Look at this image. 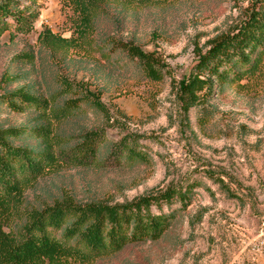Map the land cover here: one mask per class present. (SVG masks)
Instances as JSON below:
<instances>
[{
  "label": "rangeland",
  "instance_id": "1",
  "mask_svg": "<svg viewBox=\"0 0 264 264\" xmlns=\"http://www.w3.org/2000/svg\"><path fill=\"white\" fill-rule=\"evenodd\" d=\"M14 1L37 18L28 33L18 32L8 19L10 27L0 35V94L24 88L53 109L74 96L63 94L61 80L67 79L98 95L110 113L108 123L97 108L85 104L77 116L57 120L0 102V126L48 127L52 135L47 141L15 139L17 144L58 155L88 131L105 129L109 139L95 162L81 166L59 158L26 188L15 228L26 221L28 211L56 202L122 203L190 183L189 203L173 204L175 219L159 240L67 264H264V65L259 80L216 87L205 105L187 114L171 85L172 76L180 79L194 66L196 46L205 47L232 29L252 0L115 2L95 20V44L70 48H50L39 40L47 29L65 38L72 35V10L65 0ZM108 36L158 52L169 72L162 81L147 79L124 53L99 49V41ZM132 134L139 136L149 162L110 155L113 142ZM207 173L222 178L225 186Z\"/></svg>",
  "mask_w": 264,
  "mask_h": 264
},
{
  "label": "trees",
  "instance_id": "2",
  "mask_svg": "<svg viewBox=\"0 0 264 264\" xmlns=\"http://www.w3.org/2000/svg\"><path fill=\"white\" fill-rule=\"evenodd\" d=\"M162 0H65L72 10L69 20L70 37L55 35L49 29L39 35L47 47L95 44V20L103 9L115 2L149 4ZM14 0H0V35L12 19L21 33L32 30L37 13H25ZM99 49L109 55L122 52L136 61L151 81H162L169 65L156 51L116 37L103 38ZM196 61L180 79L172 76L173 93L185 114L192 107L205 105L215 88L225 84L240 85L243 80L254 82L262 77L264 65V0H252L241 19L228 32L212 38L205 47L195 48ZM63 94L74 95L57 108L24 88L0 94V102L12 110L24 112L36 109L49 113L57 120L75 117L85 104L97 108L110 122L109 110L100 97L81 84L62 79ZM30 136L51 138L48 127L5 128L0 126V264H67L72 261L90 262L121 251L127 245L159 240L172 226L175 202L186 206L193 184L171 185L159 192H150L122 203L73 201L56 202L43 209L28 211L26 221L16 229L15 219L23 203L24 191L59 161L73 165H88L97 160L100 148L108 143L105 129L88 131L68 151L55 155L48 148L37 149L15 143V139ZM139 136L127 135L111 144L110 155L117 160L149 162L148 155L138 145ZM49 147V146H47ZM215 182L224 180L207 173ZM164 206L168 211H164ZM157 209V212L153 210Z\"/></svg>",
  "mask_w": 264,
  "mask_h": 264
}]
</instances>
